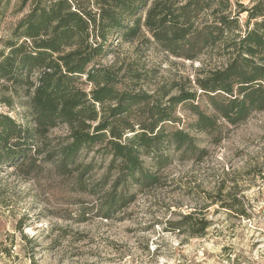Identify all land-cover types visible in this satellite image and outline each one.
Returning <instances> with one entry per match:
<instances>
[{"label":"trees","instance_id":"1","mask_svg":"<svg viewBox=\"0 0 264 264\" xmlns=\"http://www.w3.org/2000/svg\"><path fill=\"white\" fill-rule=\"evenodd\" d=\"M12 1L0 0V20ZM245 1L15 0L16 13L28 12L0 48L1 91H10L0 103L13 108L22 97L25 121L0 112V166L28 165L30 174L46 154L42 161L76 191L102 197L98 212L111 218L134 199L132 188L160 183L172 151L203 159L207 150L191 132L215 138L221 121L236 126L264 112V0ZM137 39L176 59L215 63L194 86L148 92L131 67L103 64L112 41ZM59 127L67 128L65 142L46 150ZM84 152L109 161L91 184L95 164L81 160ZM169 225L200 237L211 223L191 214Z\"/></svg>","mask_w":264,"mask_h":264},{"label":"rangeland","instance_id":"2","mask_svg":"<svg viewBox=\"0 0 264 264\" xmlns=\"http://www.w3.org/2000/svg\"><path fill=\"white\" fill-rule=\"evenodd\" d=\"M14 4L0 20V48L28 12L16 13ZM110 49L103 64L131 67L148 92L174 83L194 86L199 72L215 63L210 56L176 59L141 39L115 40ZM9 94L0 86V99ZM12 101L13 108L0 103V112L25 121L22 97ZM67 135L66 127L51 131L46 150ZM191 135L207 150L203 159L172 151L171 163L157 174L160 183L132 188L134 199L111 218L98 212L102 197L76 191L71 178L42 161L46 154L30 174L28 165H1L0 264H264V112L236 126L221 121L215 138ZM83 159L95 164L87 183L96 182L109 161L94 152H84ZM191 214L211 223L202 236L170 231V223Z\"/></svg>","mask_w":264,"mask_h":264}]
</instances>
